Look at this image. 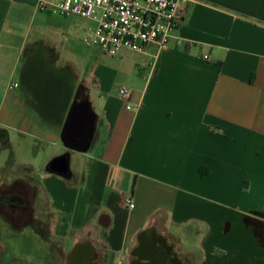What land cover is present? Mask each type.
I'll use <instances>...</instances> for the list:
<instances>
[{"label":"crops","instance_id":"0c3cea01","mask_svg":"<svg viewBox=\"0 0 264 264\" xmlns=\"http://www.w3.org/2000/svg\"><path fill=\"white\" fill-rule=\"evenodd\" d=\"M38 1L0 0V79L11 81L0 101V189L31 191L28 225L84 236L109 264L148 229L191 264H264V0H183L166 46L125 49L132 60L117 68L87 64L89 107L73 92L62 122L21 83L36 49L72 82L53 49L17 37L15 21ZM77 125L90 131L81 149L65 134ZM59 157L66 174L51 170ZM186 237L195 249L183 250Z\"/></svg>","mask_w":264,"mask_h":264},{"label":"rangeland","instance_id":"374dc122","mask_svg":"<svg viewBox=\"0 0 264 264\" xmlns=\"http://www.w3.org/2000/svg\"><path fill=\"white\" fill-rule=\"evenodd\" d=\"M14 24L18 31L17 37L26 35L30 41H33L32 46L42 45L48 50L53 49L56 56L55 67L61 70L70 69L69 75L75 87L73 92L78 87L86 91L82 92L81 98L76 99L81 107H89L85 97L88 91L83 81L88 73L85 71L87 64L96 63L102 67L117 68L119 61L130 60L133 55L130 52H122L111 57L103 53L98 46L88 45L85 37L90 35L94 22L81 17L63 16L39 10L35 14L30 11L27 17L22 16ZM9 83L11 81L0 79V101L3 90ZM60 150L64 152L66 147L61 145ZM84 241H87L84 236L79 237L77 241H66L62 237L41 235L30 227L22 230V228H14L0 222V244L3 247V257L0 258V262L2 264H66L67 254L72 245ZM182 247L183 250L195 249L193 242L187 237L184 238ZM131 258L132 252H129L124 255V258L116 259L115 264H127ZM184 259L187 264H191L190 260ZM110 261L108 254H101L96 263L109 264Z\"/></svg>","mask_w":264,"mask_h":264},{"label":"built area","instance_id":"2783aa9c","mask_svg":"<svg viewBox=\"0 0 264 264\" xmlns=\"http://www.w3.org/2000/svg\"><path fill=\"white\" fill-rule=\"evenodd\" d=\"M182 1L39 0L36 8L93 21L94 27L85 37L86 43L96 45L103 53L114 57L125 49L145 51L153 44L166 46L180 21ZM204 57L208 58L207 55ZM122 95L130 98L131 90L123 88ZM124 202L134 207L131 198L126 197Z\"/></svg>","mask_w":264,"mask_h":264},{"label":"flooded vegetation","instance_id":"af4514ba","mask_svg":"<svg viewBox=\"0 0 264 264\" xmlns=\"http://www.w3.org/2000/svg\"><path fill=\"white\" fill-rule=\"evenodd\" d=\"M42 53L45 56L44 59L33 61L32 68L41 69L44 72H54L62 78L68 77L65 71L56 72L54 70L52 56L49 52ZM81 92L82 87H78L74 95L81 98ZM32 195L24 184H20L13 190L0 189V222L14 228H22V230L25 227H30L35 232L43 235L36 224L28 225L33 213ZM78 243L86 244L87 241ZM76 244L72 245L68 252L66 264H89V260L93 264H97L96 261L99 256L96 254L94 258H91L86 247L82 246L76 253L73 252ZM2 257L3 247L0 244V258ZM170 262L187 264L178 251L174 250L172 243L164 234L150 230L139 238L132 251V258L127 264H170Z\"/></svg>","mask_w":264,"mask_h":264},{"label":"water","instance_id":"95a60500","mask_svg":"<svg viewBox=\"0 0 264 264\" xmlns=\"http://www.w3.org/2000/svg\"><path fill=\"white\" fill-rule=\"evenodd\" d=\"M44 57L41 49H36L31 53L22 70L21 83L27 90L33 93L37 100L36 107L43 115L54 122H62L63 112L67 108L73 93V84L69 77L62 78L57 73L44 72L41 69L32 68L33 61L43 60ZM65 134L69 146L81 149L83 144L89 141L90 131L87 125H77L72 132L66 128ZM51 170L66 174L68 172L66 159L64 157L55 159L51 165ZM149 231L148 229L141 232L140 237ZM82 246L87 248L91 258L96 256V249L90 241H87L86 244L77 243L73 252L76 253ZM89 264L93 263L89 260ZM170 264L176 263L170 262Z\"/></svg>","mask_w":264,"mask_h":264}]
</instances>
